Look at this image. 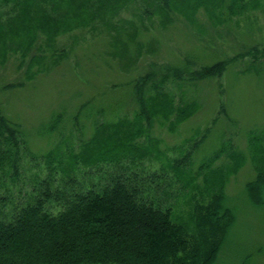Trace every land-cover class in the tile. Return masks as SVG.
<instances>
[{
    "label": "rangeland",
    "instance_id": "374dc122",
    "mask_svg": "<svg viewBox=\"0 0 264 264\" xmlns=\"http://www.w3.org/2000/svg\"><path fill=\"white\" fill-rule=\"evenodd\" d=\"M8 7L0 5L6 42L3 54L0 49V115L20 124L35 156L22 153L14 182L0 174L5 180L2 193L10 196L6 203L27 198L20 196L30 190L37 175L46 173L42 155L47 151L54 165L75 164L69 172L81 178L90 167L80 157L87 152V139L98 124H103L98 133L102 138L110 134L116 139L127 137L137 123L129 124L130 130L124 123L117 127L113 123L120 118L134 121L139 106L133 83L147 72L156 80L168 73L165 90L169 88L176 102L196 101L197 109L173 129L154 121L149 138H137L150 152L140 159L141 166L166 175L162 184L166 190L153 189L149 195L171 205L175 220L193 227L196 209L209 202L224 177L226 203L235 213V222L216 264H264V197L260 205H254L245 189L257 174L256 167L264 170V0L213 29L205 27L206 15L199 13L201 32L180 16L167 28L156 17L152 22L146 17L141 25L139 9L129 6L112 19L99 18L57 34L50 45L41 33L12 38L5 26L14 13L13 9L4 12ZM67 7H61L60 17L68 15ZM119 37L128 45L125 57L113 48ZM33 56L38 58L30 62ZM41 56H47V63L55 57L56 64L34 73ZM228 58L234 60L220 75L202 79L186 73L180 78L171 75V69H181L184 63L198 69ZM56 113H61L56 127L42 131ZM253 135L258 138L252 140ZM180 159H184L186 173L181 181L172 169ZM98 162L104 171L113 166ZM233 163L237 165L232 169ZM56 171V176H64L61 167ZM89 177L95 180L97 176ZM190 177L193 182L189 184Z\"/></svg>",
    "mask_w": 264,
    "mask_h": 264
},
{
    "label": "trees",
    "instance_id": "16d2710c",
    "mask_svg": "<svg viewBox=\"0 0 264 264\" xmlns=\"http://www.w3.org/2000/svg\"><path fill=\"white\" fill-rule=\"evenodd\" d=\"M261 1L0 0V5H9L4 10L7 13L13 9L14 13L5 25L13 34L12 38L41 33L50 45L57 34L85 27L99 18L112 19L129 6L139 9L141 25L146 17L151 22L156 17L158 23L167 28L180 16L201 32L199 13L206 15L205 27L210 25L213 29L243 14L249 7L259 6ZM77 2L80 6L74 5ZM61 7H67V16L60 17ZM2 13L0 8V49L3 47V54L6 42L2 33ZM113 48L124 57L128 53L124 37L115 39ZM46 57L41 56V65H36L34 73L56 64L55 57L51 56L48 63ZM37 58L33 56L30 62ZM232 60L222 59L198 69L184 63L181 69H171V75L180 78L181 73H186L192 78H209L220 75ZM152 75L147 72L132 85L139 106L134 121L128 123L126 118H120L112 122L116 127L124 123L129 130V124L137 123L136 130L127 131V137L116 139L110 134L102 138L98 133L103 124H98L97 131L87 139V152L80 157L83 164L90 167L82 172L81 178L69 172L75 164L69 163L67 168L54 165L53 155L47 151L42 155L47 161L45 175H37L30 190L20 196L27 198L7 204L6 199L10 196L2 193L5 180L0 175V264H216L235 222V213L226 203L224 177L209 202L196 209L193 227L175 220L171 205H164L149 195L154 190H166L162 186L166 175L147 172L141 166L140 159L150 152L143 143L136 142L137 138L146 135L148 139L154 121L173 129L197 109L196 101L180 99L176 102L169 88L165 90L168 73L161 75L159 80ZM60 117L61 113L53 114L42 131L53 130ZM114 132H117L116 128ZM257 138L253 135L252 140ZM25 152L34 158L20 124L0 115V174L8 175L14 182L20 174L19 163ZM123 158L127 160L123 161ZM98 161L112 162L113 166L104 171L97 167ZM183 163L184 159L176 160L172 166L174 176L180 181L186 175ZM236 165L233 163L232 169ZM58 167L64 176H56ZM256 169L257 174L246 183L245 189L251 203L260 205L264 197V170ZM92 175L97 176L95 180L89 179ZM187 180L189 184L193 182L192 177ZM53 207H58L57 211H53Z\"/></svg>",
    "mask_w": 264,
    "mask_h": 264
}]
</instances>
